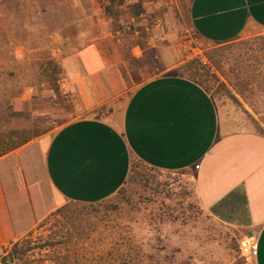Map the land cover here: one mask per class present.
Masks as SVG:
<instances>
[{"label":"rangeland","instance_id":"obj_1","mask_svg":"<svg viewBox=\"0 0 264 264\" xmlns=\"http://www.w3.org/2000/svg\"><path fill=\"white\" fill-rule=\"evenodd\" d=\"M78 1L0 0L1 140L111 118L135 86L162 73L204 88L225 128L264 129V32L212 45L192 30L187 0ZM90 44L86 65L79 52ZM242 239L202 210L193 171L133 161L121 191L62 205L3 247L0 264H254Z\"/></svg>","mask_w":264,"mask_h":264},{"label":"crops","instance_id":"obj_2","mask_svg":"<svg viewBox=\"0 0 264 264\" xmlns=\"http://www.w3.org/2000/svg\"><path fill=\"white\" fill-rule=\"evenodd\" d=\"M187 14L212 45L264 32V0H187ZM95 48L79 52L86 65ZM133 161L161 172L193 171L202 210L249 239L253 263L264 264V137L225 128L204 88L166 73L135 86L111 118L78 117L0 156V250L66 203L112 197Z\"/></svg>","mask_w":264,"mask_h":264},{"label":"trees","instance_id":"obj_3","mask_svg":"<svg viewBox=\"0 0 264 264\" xmlns=\"http://www.w3.org/2000/svg\"><path fill=\"white\" fill-rule=\"evenodd\" d=\"M263 125H264V121H263ZM256 133L259 134L260 136L264 137V129L259 128L258 132H256ZM30 140H31V138H26L24 140H19V141L12 140V139L11 140H7V141H3V140L0 139V156H3L5 154L17 149L18 147H20V146L24 145L25 143L29 142ZM132 166H133V162H132V165H131L130 174L132 172ZM130 174L128 176V179L130 177ZM128 179L126 180V182L128 181ZM122 187L118 190V192L122 190ZM8 257H9V255H8ZM123 263L125 264V262H123Z\"/></svg>","mask_w":264,"mask_h":264},{"label":"built area","instance_id":"obj_4","mask_svg":"<svg viewBox=\"0 0 264 264\" xmlns=\"http://www.w3.org/2000/svg\"><path fill=\"white\" fill-rule=\"evenodd\" d=\"M239 248L241 250L248 251L251 255H255V247L250 243L249 239L245 238L239 242Z\"/></svg>","mask_w":264,"mask_h":264}]
</instances>
